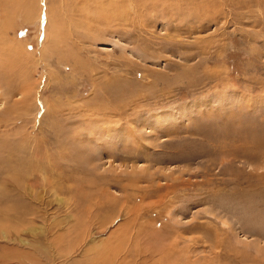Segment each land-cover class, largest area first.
<instances>
[{"label": "rangeland", "instance_id": "374dc122", "mask_svg": "<svg viewBox=\"0 0 264 264\" xmlns=\"http://www.w3.org/2000/svg\"><path fill=\"white\" fill-rule=\"evenodd\" d=\"M107 1H0V142L66 166L0 264H264V0Z\"/></svg>", "mask_w": 264, "mask_h": 264}, {"label": "bare ground", "instance_id": "6f19581e", "mask_svg": "<svg viewBox=\"0 0 264 264\" xmlns=\"http://www.w3.org/2000/svg\"><path fill=\"white\" fill-rule=\"evenodd\" d=\"M116 1L117 0L115 1L108 0L107 3L111 5L112 7H116L118 5L117 3L119 4L127 3V0H119L117 2ZM114 16H116V14ZM42 135L43 137L40 140H42L43 148L46 149L48 145H51V143H50V140L47 138L48 137L47 134L44 133ZM23 138H24V141L21 137L13 139V141L18 140L23 143L22 145L23 149L21 148L22 150L20 151H16V149L12 147L11 145L9 146L6 145L5 147V145L0 142L1 150L3 151L4 149V152H5V155H0V178H1L0 211L1 209H6V211L8 212L7 214L8 217L12 219H19V220L26 219L27 216L31 217V216L37 215L39 217H42L45 215V209H49L48 206L50 204V201L46 200V197L44 196L40 197V199L35 198L34 196H32L31 191L34 190L37 184L40 185L38 183V179L42 180L43 177L45 178V176L57 179V182L60 188L61 182L63 180V173L65 172V169H66V166L64 165L63 162H57V163H53L51 161L48 162L44 157H42L43 154L40 156L39 146L41 145L35 146L33 143V138L26 137V136ZM32 146L34 150L31 148ZM26 149L28 151H26ZM19 153H23V156L20 155ZM46 158H48V156ZM109 178L106 176H103L104 180L101 183L103 185L108 184ZM46 183L49 188L53 189V190L51 189L52 191H56V189L53 188L52 186L53 183L51 181H46ZM6 185L10 186V188H8L7 190L4 189V186ZM41 186H46V185L45 183H43L41 184ZM93 187H94L93 183L87 185V188L93 189ZM102 192L105 193L104 190H102ZM45 193H48V191H46ZM57 200L59 201L58 198ZM0 218H1L0 227L6 228L5 226H7V224L4 222L5 221L4 219L6 218L3 219L1 216ZM0 233L2 236H5V238L10 239L12 241L13 246H11V248L9 249H12L13 247L18 246V245L23 246L25 244L24 241H26V239L28 238L27 237L23 239L22 238L17 239V237H7L9 235V232L7 233L5 230H1ZM86 234L88 235V233L84 232V235ZM114 235L115 234H113V238L114 237L115 238L113 240L110 238L112 241L110 239H107L105 241L101 240L97 243L91 242V244L88 246L91 248L87 247L83 250L82 254L88 256V258L87 260H84V262H82L81 264H117V263L125 264L127 263V261H125L127 258L132 259L133 253L129 251L130 249L125 250V248H122V245L119 242V238L117 237V234L115 236ZM80 239H78V241ZM75 245H77V240L75 242H71L70 244V246L72 247L71 251L73 250ZM9 254L3 256V258H16V260H20L22 257V256L21 257L18 256V254L14 252H12L10 255ZM130 259H128L129 262H130ZM45 264H48V262L46 261Z\"/></svg>", "mask_w": 264, "mask_h": 264}]
</instances>
